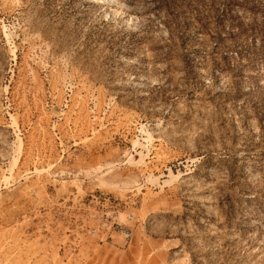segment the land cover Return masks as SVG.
<instances>
[{
    "label": "rangeland",
    "instance_id": "1",
    "mask_svg": "<svg viewBox=\"0 0 264 264\" xmlns=\"http://www.w3.org/2000/svg\"><path fill=\"white\" fill-rule=\"evenodd\" d=\"M0 264H264V0H0Z\"/></svg>",
    "mask_w": 264,
    "mask_h": 264
}]
</instances>
